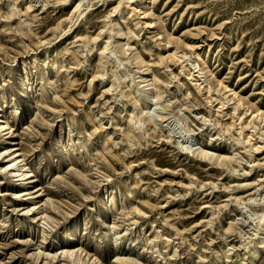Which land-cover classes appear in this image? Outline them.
<instances>
[{"label":"rangeland","instance_id":"1","mask_svg":"<svg viewBox=\"0 0 264 264\" xmlns=\"http://www.w3.org/2000/svg\"><path fill=\"white\" fill-rule=\"evenodd\" d=\"M0 119V264H264V0H0Z\"/></svg>","mask_w":264,"mask_h":264},{"label":"bare ground","instance_id":"2","mask_svg":"<svg viewBox=\"0 0 264 264\" xmlns=\"http://www.w3.org/2000/svg\"><path fill=\"white\" fill-rule=\"evenodd\" d=\"M0 127L1 128H4L5 130H7L8 129V127H7V125H6V123H5V121L3 120V119H0ZM3 129V130H4ZM15 159V158H14ZM22 160L21 159H16L15 160V165H16V167L18 168L17 169V171H18V174L21 176V177H23V179L24 180H27V179H29V176H28V174H27V172H25V170L23 169V164H22ZM260 248L262 249V248H264V241H262L261 243H260Z\"/></svg>","mask_w":264,"mask_h":264}]
</instances>
